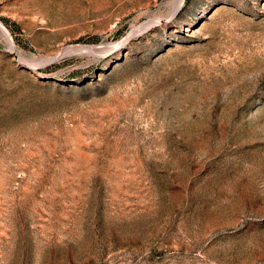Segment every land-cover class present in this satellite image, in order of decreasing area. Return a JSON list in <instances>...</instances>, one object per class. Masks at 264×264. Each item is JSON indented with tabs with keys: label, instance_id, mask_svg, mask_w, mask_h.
Instances as JSON below:
<instances>
[{
	"label": "rangeland",
	"instance_id": "obj_1",
	"mask_svg": "<svg viewBox=\"0 0 264 264\" xmlns=\"http://www.w3.org/2000/svg\"><path fill=\"white\" fill-rule=\"evenodd\" d=\"M173 1L0 0V264H264V0Z\"/></svg>",
	"mask_w": 264,
	"mask_h": 264
},
{
	"label": "bare ground",
	"instance_id": "obj_2",
	"mask_svg": "<svg viewBox=\"0 0 264 264\" xmlns=\"http://www.w3.org/2000/svg\"><path fill=\"white\" fill-rule=\"evenodd\" d=\"M182 4H183V0H174L173 1V9H172L171 14L174 15L178 11V9L182 6ZM0 27H1V24H0Z\"/></svg>",
	"mask_w": 264,
	"mask_h": 264
},
{
	"label": "water",
	"instance_id": "obj_3",
	"mask_svg": "<svg viewBox=\"0 0 264 264\" xmlns=\"http://www.w3.org/2000/svg\"><path fill=\"white\" fill-rule=\"evenodd\" d=\"M1 27H2V25H1ZM3 28V27H2Z\"/></svg>",
	"mask_w": 264,
	"mask_h": 264
}]
</instances>
